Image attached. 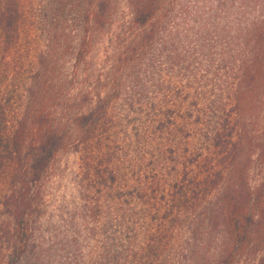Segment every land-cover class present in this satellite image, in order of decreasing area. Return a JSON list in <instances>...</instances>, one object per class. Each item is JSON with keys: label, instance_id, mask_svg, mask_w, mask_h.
Listing matches in <instances>:
<instances>
[{"label": "trees", "instance_id": "16d2710c", "mask_svg": "<svg viewBox=\"0 0 264 264\" xmlns=\"http://www.w3.org/2000/svg\"><path fill=\"white\" fill-rule=\"evenodd\" d=\"M126 4L128 29L138 33L137 39L118 51L115 84L106 98L95 92L99 100L92 109L80 106L73 151L86 204L111 194L123 176L128 178L115 160L119 121L112 108L124 92L125 125L146 127L147 134L135 131L134 139L152 151L146 156L135 151L137 164L128 180L134 183L131 198L150 210V222L161 225L143 247L127 242L129 253L120 241L109 239L103 264H264V127L257 118L264 99V20L237 30L205 24L201 38L192 41L188 36L191 46L181 50L179 33L163 29L167 0ZM32 6L33 0H0L4 59L20 44ZM116 9L115 0H50L47 18L79 21L77 72L92 54L94 36L111 27L108 21ZM155 43L158 48L149 51ZM141 56L144 62L137 71ZM121 76L123 82H116ZM34 113L28 127L24 121L15 126L7 110L0 112V182L13 168L3 204L14 224V244L5 264H21L31 253V221L38 214L35 186L52 167L49 157L65 152L66 142L57 141L51 128V113L45 107ZM255 125L261 133L250 131ZM192 130L203 134L190 135ZM162 140L167 144L160 145ZM158 161L176 166L155 169ZM128 198L108 200L124 205ZM84 213L92 215L88 205ZM183 221L187 236L175 240L171 235L185 227Z\"/></svg>", "mask_w": 264, "mask_h": 264}, {"label": "rangeland", "instance_id": "374dc122", "mask_svg": "<svg viewBox=\"0 0 264 264\" xmlns=\"http://www.w3.org/2000/svg\"><path fill=\"white\" fill-rule=\"evenodd\" d=\"M115 1L117 9L108 21L111 27L94 36L92 54L78 72L74 63L82 38L79 21L71 17L63 23L55 17L47 18L45 10L50 0H33L26 24L21 29L20 44L10 48L7 59L0 50V112L7 110L10 120L16 122L15 126L24 121L30 127L34 112H40L45 107L52 115L49 122L58 134L57 141L63 139L66 142L64 153L49 157L52 167L43 172L41 182L35 186L38 214L31 221L34 247L21 264H103L109 239L120 241L117 244L129 253L132 249L127 242L136 249L141 248L151 234L159 231L161 223L150 222V210L131 198L135 192L134 183H128V180L137 164L135 151L143 156L152 151L150 147L139 146L134 139L135 131L139 135L147 134L146 127L125 125L122 108L124 92L112 108L115 121L121 122L117 124L118 143L115 148L118 154L115 160L128 178L123 176L111 194L106 192L102 198L97 196L89 204L84 202L85 193L80 188L79 159L73 151L72 142L75 138L74 121L83 103L89 110L99 100L95 98L96 94L101 95L103 100L106 98L115 84L112 71L118 51L133 44L138 36V33L128 29L131 14L126 0ZM163 14L167 17L163 29L179 33L177 44L185 50L191 46L189 38L192 41L201 38V28L205 24H214L218 29L237 30L247 22L264 20V0H167ZM116 36L120 37L113 41ZM216 39L222 42L221 38ZM157 44H153L149 51L158 48ZM142 62L144 57L141 56L134 66L135 70H139ZM117 80L123 82V77ZM262 104L258 105L259 127H264V99ZM249 127L251 132L258 130L261 133L262 129L256 125ZM192 131L189 134L193 136L203 134L201 130ZM159 144L167 143L162 140ZM128 147L130 151L127 152ZM175 166L171 161H158L155 169L172 170ZM258 166L261 168L264 165ZM12 169L10 165L7 175L0 182V264L7 263L14 244V224L4 211L3 204L10 190ZM123 195L129 196L128 204L108 200ZM87 205L92 215L84 213ZM94 214L98 216L94 217ZM186 224L183 221L185 227L171 237L177 240L187 236Z\"/></svg>", "mask_w": 264, "mask_h": 264}]
</instances>
